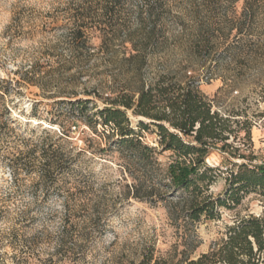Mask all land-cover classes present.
Instances as JSON below:
<instances>
[{
	"label": "rangeland",
	"instance_id": "1",
	"mask_svg": "<svg viewBox=\"0 0 264 264\" xmlns=\"http://www.w3.org/2000/svg\"><path fill=\"white\" fill-rule=\"evenodd\" d=\"M148 35L135 77L124 45ZM160 78L194 83L231 117L238 150L219 143L206 158L218 173L210 192L224 200L231 169L264 167V0H0V107L12 119L0 141V264H128L145 248L172 245L164 187L173 157L158 128L128 112L157 150V160L139 163L101 120L93 129L82 104L101 109L107 96ZM40 143L62 144L72 160L48 189L38 184L41 152L32 151ZM231 205L195 225L193 258L237 219L264 216L260 191Z\"/></svg>",
	"mask_w": 264,
	"mask_h": 264
},
{
	"label": "trees",
	"instance_id": "2",
	"mask_svg": "<svg viewBox=\"0 0 264 264\" xmlns=\"http://www.w3.org/2000/svg\"><path fill=\"white\" fill-rule=\"evenodd\" d=\"M77 33L84 36V28L80 27ZM88 36L85 38L87 41ZM150 38L148 35L147 42L140 43V46L132 40H129V46L124 45L128 59L135 64V77L140 76L143 52ZM3 96L5 93L0 91V98ZM104 100L106 106L101 109L94 106L91 110L88 104L93 100L82 102L90 111L89 117L94 122L91 126L95 131L101 120L104 126L111 128L107 137H117L115 144L130 149L136 161L148 163L151 158L157 160V150L145 145L141 135L132 127L128 116V112L132 111L135 116L151 120V124L159 130L163 151H171L173 157L166 169L164 188L171 195L167 215L175 230L174 242L165 251L153 246L145 248L140 259L130 260L128 264H264V216L253 214L227 226L224 235L213 242L207 252L192 257L198 246L194 227L202 218L211 220L219 217L221 207L240 204L242 195L250 191H260L264 195V167L247 164L230 170V188L224 200L210 192L218 177L216 169L206 164L210 150L219 143H223V151L227 153L231 149L234 152L238 150L230 143L231 139H239V134H234L230 127L231 117H224L220 111L214 110L199 86L190 81L173 84L160 78L148 85L142 82L135 89L107 96ZM4 111L9 112V109L4 107ZM2 114L0 107V141L5 132L3 127L8 129L12 121L3 120ZM138 126L147 130L150 125L140 120ZM246 137L250 138L249 129ZM36 149L41 152L37 167L38 184L48 189L55 180V174H62L69 168L71 156L62 144L40 143L32 151ZM68 202L65 203L67 211L70 210ZM26 215V209L20 211L21 217ZM157 252L159 255H156Z\"/></svg>",
	"mask_w": 264,
	"mask_h": 264
}]
</instances>
